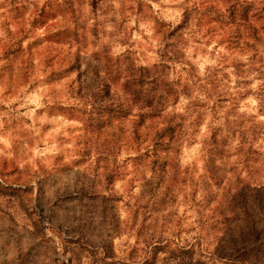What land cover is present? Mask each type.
I'll use <instances>...</instances> for the list:
<instances>
[{"label": "rangeland", "instance_id": "obj_1", "mask_svg": "<svg viewBox=\"0 0 264 264\" xmlns=\"http://www.w3.org/2000/svg\"><path fill=\"white\" fill-rule=\"evenodd\" d=\"M0 264H264V0H0Z\"/></svg>", "mask_w": 264, "mask_h": 264}]
</instances>
